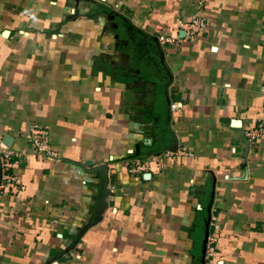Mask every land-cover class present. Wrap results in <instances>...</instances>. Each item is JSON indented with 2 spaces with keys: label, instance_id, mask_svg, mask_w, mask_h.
Returning a JSON list of instances; mask_svg holds the SVG:
<instances>
[{
  "label": "crops",
  "instance_id": "1",
  "mask_svg": "<svg viewBox=\"0 0 264 264\" xmlns=\"http://www.w3.org/2000/svg\"><path fill=\"white\" fill-rule=\"evenodd\" d=\"M259 123L264 0H0V264H264Z\"/></svg>",
  "mask_w": 264,
  "mask_h": 264
},
{
  "label": "built area",
  "instance_id": "2",
  "mask_svg": "<svg viewBox=\"0 0 264 264\" xmlns=\"http://www.w3.org/2000/svg\"><path fill=\"white\" fill-rule=\"evenodd\" d=\"M206 22L203 18L195 16L187 23H179V29L184 31L185 37H192L198 34L201 30L205 29ZM159 41L162 43H170L172 39L161 35ZM177 40V39H176ZM174 108V105L171 106ZM263 123H259L257 127L246 132V137L250 142H256L263 134ZM32 147L33 153L41 158H53L54 153L49 145V134L46 129L39 127H32L28 132L23 134ZM184 149L179 153L174 151L165 152L166 158H173L175 155L184 154ZM26 160V155L20 151L14 150L9 144L0 141V194L7 191L17 192L21 190L19 181L14 173L16 167L21 161ZM151 160L136 162L134 169L146 170L149 168Z\"/></svg>",
  "mask_w": 264,
  "mask_h": 264
}]
</instances>
